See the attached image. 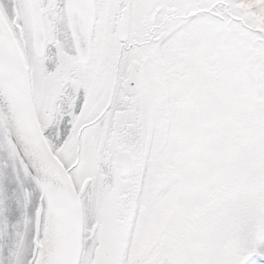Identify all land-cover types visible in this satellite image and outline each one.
<instances>
[{
    "label": "snow or ice",
    "instance_id": "6c2138e0",
    "mask_svg": "<svg viewBox=\"0 0 264 264\" xmlns=\"http://www.w3.org/2000/svg\"><path fill=\"white\" fill-rule=\"evenodd\" d=\"M0 264H264V0H0Z\"/></svg>",
    "mask_w": 264,
    "mask_h": 264
}]
</instances>
